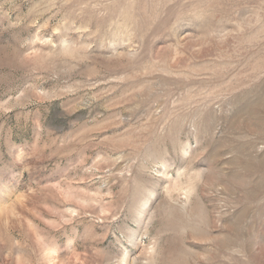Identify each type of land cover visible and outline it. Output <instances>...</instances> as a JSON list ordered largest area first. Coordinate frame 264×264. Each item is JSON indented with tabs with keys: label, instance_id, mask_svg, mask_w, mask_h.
Segmentation results:
<instances>
[{
	"label": "rangeland",
	"instance_id": "1",
	"mask_svg": "<svg viewBox=\"0 0 264 264\" xmlns=\"http://www.w3.org/2000/svg\"><path fill=\"white\" fill-rule=\"evenodd\" d=\"M0 264H264V0H0Z\"/></svg>",
	"mask_w": 264,
	"mask_h": 264
}]
</instances>
